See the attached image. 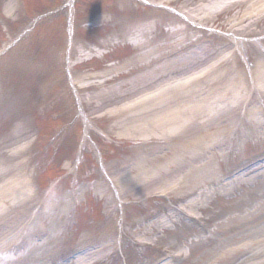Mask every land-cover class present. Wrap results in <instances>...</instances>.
<instances>
[{"label": "rangeland", "instance_id": "obj_1", "mask_svg": "<svg viewBox=\"0 0 264 264\" xmlns=\"http://www.w3.org/2000/svg\"><path fill=\"white\" fill-rule=\"evenodd\" d=\"M62 1L64 0H54L52 3L50 0H27V12L29 15L30 13L33 14V12H41L48 9L50 6H59ZM176 1L179 5L185 3L187 9L189 8L193 11H196V9L201 10L202 7L209 4L201 0ZM10 2L11 0H3V3L0 2V53L3 51L4 48L2 47L5 46L4 43L8 41V36L11 33H4V25L1 24V22L4 21L5 16L4 9L10 4ZM240 2H242V0H240ZM253 2L254 1L252 0H248V2L245 1L242 6H238L237 10H234L237 14L236 16L234 15L237 17L236 20H234L235 18H231L233 13L227 12H220L221 14L217 13L213 17L206 18V20L210 21L214 27H219L218 29L221 27L222 29L219 31L221 33L224 31L223 29L231 27L252 29L254 32L264 33V24L261 25L259 22V20H264V17H261L264 8L258 12L252 10V8H257L264 4V0H258L256 6ZM114 3L115 4L112 5H115V7L109 8V0H89L90 7L88 9H84L81 16L88 15L87 18H94L93 16H96L98 14L97 12L101 11L100 13L102 14L103 11V13H107L106 10H108L109 12L107 16L110 18L111 13H115L121 8L122 12L123 8L130 12V8L133 12L127 13L125 18H121V20L129 21L131 18L137 21L139 19H143L148 12L146 6L139 4L136 0H116ZM129 3H132L130 7L127 6ZM135 5H139L141 9H138ZM107 6L108 9H105ZM1 10L3 12H1ZM153 13L155 14L154 16H162L160 13L155 11H153ZM163 18L167 19L165 16H163ZM66 19H68V12L67 10H64L60 13V15H56V17L50 20L49 23H45L38 31L36 36L38 38L37 40H43L48 34L56 35V41L52 42L49 46L50 53L48 54V57L45 56L44 58H39L41 60L40 68L42 70H44L46 65H48L47 62L51 63L52 60L54 61L51 53L53 45L55 43L57 44L58 39L60 41L62 32L64 31L67 23ZM112 23L113 22H110V24ZM182 25L183 24L180 23L175 24V26ZM16 26L14 29L17 28ZM112 27H114L113 24ZM108 29L109 28L101 29V34H105V31L103 30L109 32ZM182 31V35L174 36L172 34L170 40H165L167 35L170 33H162L156 36L154 35V39L156 38L155 40L160 42H178L183 40L185 44H192L194 41H198L202 36H204V34L200 32H192L187 29H183ZM97 33L100 34L99 31H97ZM216 34L223 35L220 33ZM130 53L131 52L128 48L124 47L117 53V57H128ZM257 55L259 56V52H257ZM98 67L95 66V69ZM219 72H221V70H219ZM56 73H58L57 67ZM14 74L16 73L14 72ZM17 76H19V73H17L16 78ZM218 81L220 80L217 79L216 82ZM17 82H20V79H14L11 83L7 81H3V83H1L0 81V153H3V155L0 156L1 164L9 163V159L7 158L11 157L10 153H13L14 155L13 159H11L13 161L11 165L15 164V161L20 162L24 159L29 160L31 153L30 150H25V147H29L33 140L38 141V135L40 138L42 137L43 141L50 143L53 136L52 133H54L51 128L54 129L55 126L65 124L68 121L65 114L60 115V118L57 117V119L52 118L51 112H56L58 109L57 107L54 110H51L49 107L45 106L44 103H42L40 108L38 106V101L34 98V96L26 94L23 97H20L17 94V91L25 92L26 90L24 85ZM30 83L31 87L29 88V92L37 95L38 87L36 79ZM46 96L47 92L44 95V98ZM37 97H40V95ZM40 109L42 111H40ZM102 109V112L106 110L103 107ZM102 112L94 113L92 117H102L104 116L101 115ZM68 115L73 118L72 113H69ZM26 120L32 123V129L28 127L31 134L29 136L24 134L22 139L19 138L18 143L16 141L10 142V139L12 138H15V140L18 139L17 134H19V132L17 127H20ZM83 123L85 126L84 121ZM93 124L94 122L89 125L92 132L93 128L98 131L97 126ZM14 128L16 129L13 130ZM85 129L86 126L83 129V135H85ZM12 130L14 131V134L10 135L9 133ZM107 132L108 131H105V133L102 132L101 137L92 136V138H88L86 135L85 155L87 157L84 156V162L87 164L84 166V172H86L88 178H85L82 182H80L75 175L70 174L74 172V167H71L69 170H63L66 168V162L62 161V157L67 153V146L65 147V154L60 158L59 156H61L62 151H60L58 155L52 151L53 148L55 149L54 145L56 142H54L53 145L50 143L51 147L41 143L34 145L36 146V150H34L31 154L34 156L32 160L31 175L33 177V181L39 183L41 186V194L43 195L44 200L50 202L52 198H55V194L52 193L50 181L56 177L57 181L61 182L58 185L59 190L57 191V197L60 199L64 198L66 202H69V200L72 201V205L69 207L68 212H66L65 220L63 222L64 225L65 223H69L65 233L61 235L58 234L59 241H52L49 243V245L54 248L53 253L58 251L62 252L67 248L72 246L74 247L78 242H84L89 233L90 237L108 238L113 231H115L113 221L111 222V225L108 224L106 227L101 225L104 222H109L117 216V213H113L111 206L107 204L106 199L102 198L99 194L101 172L106 166L121 163L125 159L130 158L131 154L138 160H140L143 156V164L145 166L149 165L150 167H156V169H159V167H166L173 162L167 155L164 157L161 155V157L147 161L144 158V155H141V150V154L136 151V149H139L143 144L142 140L137 139L136 137L128 139L124 138L125 136H111L110 134H107ZM233 138L238 144L237 150L239 154L236 158L234 153L232 158H230V165H233L238 159H241L239 162L245 161L249 159V157L264 151V144L261 142L264 138L263 134L256 133L255 135L253 134L250 137L247 136L246 138H241L240 140L238 135ZM89 140L100 144L103 152V160L100 157L98 148L94 145V143H89ZM174 142H180V138L175 139ZM180 143H182V141ZM153 144H155V142L151 141L147 143V145ZM73 147H69V150ZM20 148L23 152L28 153V157L19 155ZM90 156H92V159L88 160ZM51 157H55L56 165H51V162H49ZM228 166V162L223 164L222 161L220 169L218 167L213 168L209 166V170L212 175L210 174L209 177H205L204 179L214 177L216 173L218 174L219 172L224 171L228 168ZM156 169L154 168V170ZM26 175L27 178H29L30 170L28 168L26 169ZM63 175L64 177L61 178ZM188 179L191 185L194 177H190ZM83 182H88V185L83 187L84 191H81L79 187ZM196 182H199V179L195 180L192 185ZM230 184L231 185L228 186V188H221L219 189L221 192L218 190L214 193V195L212 194V191L208 192L207 190L203 193L201 190L203 185L198 187L199 185L195 184L194 186L199 188L203 195H201V199L199 200L201 206L199 205L194 207L192 211L195 213V216L198 217L200 221L203 220L205 224L203 225L199 222L195 227L185 224L188 226L187 229H182L177 228L179 224L175 221L178 220H174V222L169 225L170 229L177 230V232L174 233L166 229H161V225L158 224L153 226L148 225V221L145 222L144 220L147 215L152 214L156 208L162 206L159 204L160 201L167 202L161 200V194H154V192L160 190L161 192L159 193L168 191L167 194L173 196L172 191H174L175 186H167L165 189H161L160 187L156 189L155 187L154 190H146V192L136 195L129 193L126 194L125 200H127V203L124 208V210L126 209V217L124 218V216H122L123 224L121 229L123 228V232L126 229L125 237L129 245L128 251L130 258L135 261L134 264H148L149 259L147 256L149 251L147 246H151L156 250L157 247H161L159 249L162 251H164V249H171L174 252L178 251V253L186 255L179 256L177 261L171 262L170 264H237L238 261H241L242 264H264V256L262 255L264 252V171L253 177L248 175L243 180ZM177 187L178 186L176 185V188ZM187 187L188 185L186 184L185 189ZM61 189H63L62 192H60ZM73 192L74 194H72ZM169 195L167 196L168 198L170 197ZM169 199L172 202V199ZM6 201V199L3 200V203ZM8 203L11 204V202ZM76 203H79V210H86L88 211V214H90L89 218L83 225L76 222L78 218L80 221L83 220V218L77 216L78 209L74 211ZM9 204L6 206L8 207ZM93 204L97 207L95 210L91 209V205ZM25 212H27V208H24V213ZM16 213L17 212L14 211L9 212L6 216L0 219L2 222H15L17 221V218L14 217L16 216ZM32 213L33 211L28 214H24V219ZM99 216L103 217V219L101 220ZM180 221H182L181 219L179 220V223H182ZM136 222L139 224L140 228L138 229L139 234H137V240L134 238V235H132L133 233L130 229L131 224L133 226ZM173 224H177L178 226H172ZM73 226L76 231L73 232L71 230V232L68 233V230ZM129 247L132 249H129ZM8 260L10 259L8 258ZM243 260L245 261L242 262Z\"/></svg>", "mask_w": 264, "mask_h": 264}, {"label": "bare ground", "instance_id": "obj_2", "mask_svg": "<svg viewBox=\"0 0 264 264\" xmlns=\"http://www.w3.org/2000/svg\"><path fill=\"white\" fill-rule=\"evenodd\" d=\"M252 1H254L253 3L256 6L258 0ZM223 2L224 0H213L212 7L209 9L205 8L211 14V11L220 7ZM263 8L264 4L257 8H252V10L258 12ZM233 18H235L234 20L237 19L235 16ZM151 33V29L146 28L134 34L132 41L134 47L150 48L149 51L139 56L138 62L131 65L115 64L107 71V74L110 73V75L115 73L112 77L114 83H120L112 86L111 89L102 95L100 101L102 99L103 101L98 106L100 110H103V106H109L108 111L113 115L126 107L129 114L124 115L122 121L117 123L121 128L129 131L135 137H145L152 142L163 141L165 142V149L170 150V155L182 158L185 154V158L182 164L177 161L180 160L179 158L166 167H159V169L149 165L146 167L152 169H148L144 165L138 166V173L135 175L134 180L132 182L124 181L126 192L129 194H141L146 190H154L155 187L156 189L167 187L168 185L174 187L179 182L185 183V178H189L192 170H203V176L209 177L210 172L206 171L205 168L210 161L215 159L216 153H219L221 157L225 156L223 152L227 149L226 139L243 125V129L246 128L248 123L252 127L260 125L254 116L253 120L251 117L247 119L248 116L256 112L261 113L259 110L250 109L251 114L247 107V101H242L238 108L232 111V113H236L241 109L244 111V113H241L243 119H241L239 125H236L238 129L234 130L228 126L229 123L226 124V121L220 115L215 114L217 116L212 117L211 114L214 111L209 110L206 104H203L214 96L210 97L205 92L204 100L196 98L201 97L202 93L195 92V90L193 92L187 91L186 80L183 81L182 79H179L174 85H166L176 74H183L188 68L187 66L195 62L196 59L191 55L185 58L175 56V58L170 59L169 56L174 52L176 44H163L154 47V40L149 39ZM173 35L179 34L174 33ZM170 39L171 35L168 34L165 40ZM182 42L183 40L177 43ZM167 50L171 51L168 53L166 52ZM157 53L160 55L157 56ZM257 77L264 88V72L258 73ZM232 86L234 88L237 87L234 83ZM221 90L226 91V87H222ZM96 95L100 96L99 93H96ZM224 97H221L220 103L224 101ZM116 102L120 103L115 107L110 106ZM232 109V107L230 109L227 108L221 112L223 115L227 114L228 118ZM204 116H208L205 125L199 123L200 118ZM213 127H217L218 130L212 133L210 129ZM178 130L182 131L183 141L179 146H172L174 134ZM204 143V147L200 149L199 147ZM153 148L154 146H140L143 155ZM164 156H166V153H163ZM158 157L161 156L151 157L146 160L150 161ZM143 162L144 160L140 164ZM154 168L156 170H153ZM129 171L130 169L127 170V172ZM178 173H182V175ZM195 178L198 179V177ZM210 179L213 181V177ZM191 192H193V189H190L188 193ZM198 199L193 200L189 206L191 208L192 205L196 207L197 205L194 206V203H197Z\"/></svg>", "mask_w": 264, "mask_h": 264}]
</instances>
